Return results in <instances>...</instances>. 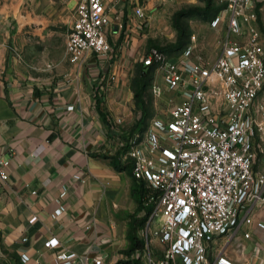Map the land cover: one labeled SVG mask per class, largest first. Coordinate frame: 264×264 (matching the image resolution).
I'll return each mask as SVG.
<instances>
[{"label":"crops","instance_id":"crops-1","mask_svg":"<svg viewBox=\"0 0 264 264\" xmlns=\"http://www.w3.org/2000/svg\"><path fill=\"white\" fill-rule=\"evenodd\" d=\"M67 1L75 7L73 24L80 0ZM140 2L145 17L132 0H107L110 57L88 51L72 61L68 33L49 27L57 21L50 14L53 0H0V159L10 160L8 177L0 178V258L14 253L21 263L27 253L29 264H60L61 247L89 251L102 257V264L135 258L138 248L129 249L134 216L141 213L136 179L132 169L117 168L104 154L117 150L118 132L142 113L134 78L155 45L151 41L169 0ZM54 37L61 51L55 57ZM156 73L154 86L161 88L157 96L168 113L185 92L168 88ZM259 153L255 166L264 171L261 147ZM57 209H62L58 215ZM251 215L233 235L212 242V260L223 249L235 262L264 264V206ZM50 237L54 246H45Z\"/></svg>","mask_w":264,"mask_h":264},{"label":"built area","instance_id":"built-area-1","mask_svg":"<svg viewBox=\"0 0 264 264\" xmlns=\"http://www.w3.org/2000/svg\"><path fill=\"white\" fill-rule=\"evenodd\" d=\"M132 1H138L136 12L145 17L140 0ZM106 2H78L66 42L72 61L82 60L88 51L110 57ZM226 2L211 21L214 27L225 23L213 62L193 59L194 44L175 58L156 45L143 55L168 88L185 92L141 140L138 133L130 139L133 174L151 188L145 196V204L153 207L141 229L144 245L133 253L146 264H243L225 256L223 249L212 260V242L233 235L252 220L254 207L264 206V171L255 166L259 148L264 151V49L252 25V0ZM153 89L162 94L161 88ZM9 162L0 159L1 179L8 177ZM45 246H54L51 237ZM56 258L60 264L103 263L102 257L69 247H61ZM28 260L22 253L20 264Z\"/></svg>","mask_w":264,"mask_h":264},{"label":"rangeland","instance_id":"rangeland-1","mask_svg":"<svg viewBox=\"0 0 264 264\" xmlns=\"http://www.w3.org/2000/svg\"><path fill=\"white\" fill-rule=\"evenodd\" d=\"M52 5L54 7L50 8V14L54 15V20L57 19V21L51 23L49 27L56 32H64L67 36L72 25L70 18L75 7L69 5L67 0H53ZM226 6V0H210L209 4L207 0H169L165 4L166 17L160 21L161 26L151 44L160 45L172 58H175L185 47L194 44L193 59L202 57L205 61L213 62L221 48L225 23L214 28L211 21ZM56 10L60 12L58 13ZM251 11L256 14L252 19V25L258 33V39L264 49V0H252ZM50 54L54 57L61 54L56 37L51 42ZM156 71H154L153 79L145 92V99L149 103L148 106L152 108V112L150 111L145 117H139L142 127H144V134L152 129V126H155L158 118L167 117L165 101L159 99L153 89ZM158 73L161 72L158 71ZM161 79L165 84L163 75ZM260 98H264V90L261 91ZM154 244L160 245L156 239H154ZM157 255L160 257L161 253ZM0 264H20V260L16 254L10 253L7 254V257L0 258Z\"/></svg>","mask_w":264,"mask_h":264},{"label":"trees","instance_id":"trees-1","mask_svg":"<svg viewBox=\"0 0 264 264\" xmlns=\"http://www.w3.org/2000/svg\"><path fill=\"white\" fill-rule=\"evenodd\" d=\"M208 4L210 0H207ZM181 38V37H180ZM156 45V44H155ZM162 48L160 45H156ZM164 49V48H162ZM165 50V49H164ZM155 71V64H143L138 65L137 75L134 78V88L136 91V98L138 102H141L143 107L141 115H139L130 125H126L122 128L120 132H118L119 139L123 140L124 143L118 145L117 150L114 153H105L104 156L112 157V161L117 168L120 169H132L133 172V157L128 154V150L131 146V137L133 133H138V140L143 138L144 134V127H142L141 119L139 117H145L150 111L151 108L148 106V101L145 99V92L148 90L149 83L151 79H153ZM99 100V99H98ZM105 120L109 125L112 124L108 113L106 111H102ZM152 112V111H151ZM134 176V174H133ZM135 177V176H134ZM135 186L134 191L138 194L139 198V212L140 214H135L134 216V234L132 237L133 244L129 249V252H133L137 248H142L144 245V239L138 234V228L142 227L152 210V204H145V196L150 191V187L147 182L143 179H138L135 177ZM129 264H146L143 259L135 257L133 259L128 260Z\"/></svg>","mask_w":264,"mask_h":264}]
</instances>
